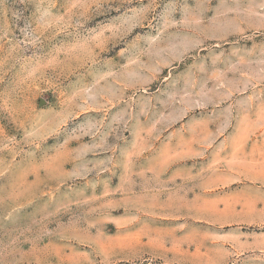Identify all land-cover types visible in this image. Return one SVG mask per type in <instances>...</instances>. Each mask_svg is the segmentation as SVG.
<instances>
[{"label":"rangeland","instance_id":"rangeland-1","mask_svg":"<svg viewBox=\"0 0 264 264\" xmlns=\"http://www.w3.org/2000/svg\"><path fill=\"white\" fill-rule=\"evenodd\" d=\"M0 264H264V0H0Z\"/></svg>","mask_w":264,"mask_h":264}]
</instances>
